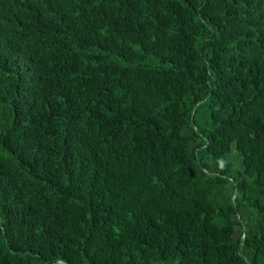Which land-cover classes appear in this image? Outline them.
I'll return each mask as SVG.
<instances>
[{
    "label": "trees",
    "instance_id": "1",
    "mask_svg": "<svg viewBox=\"0 0 264 264\" xmlns=\"http://www.w3.org/2000/svg\"><path fill=\"white\" fill-rule=\"evenodd\" d=\"M0 264H264V0H0Z\"/></svg>",
    "mask_w": 264,
    "mask_h": 264
}]
</instances>
